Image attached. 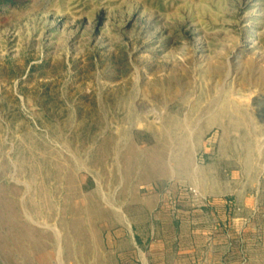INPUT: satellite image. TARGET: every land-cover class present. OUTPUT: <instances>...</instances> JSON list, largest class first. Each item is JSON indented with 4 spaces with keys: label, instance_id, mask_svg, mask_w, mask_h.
<instances>
[{
    "label": "rangeland",
    "instance_id": "obj_1",
    "mask_svg": "<svg viewBox=\"0 0 264 264\" xmlns=\"http://www.w3.org/2000/svg\"><path fill=\"white\" fill-rule=\"evenodd\" d=\"M264 264V0L0 3V264Z\"/></svg>",
    "mask_w": 264,
    "mask_h": 264
},
{
    "label": "trees",
    "instance_id": "obj_2",
    "mask_svg": "<svg viewBox=\"0 0 264 264\" xmlns=\"http://www.w3.org/2000/svg\"><path fill=\"white\" fill-rule=\"evenodd\" d=\"M14 2V0H0V3L1 4H11V3H13Z\"/></svg>",
    "mask_w": 264,
    "mask_h": 264
},
{
    "label": "crops",
    "instance_id": "obj_3",
    "mask_svg": "<svg viewBox=\"0 0 264 264\" xmlns=\"http://www.w3.org/2000/svg\"><path fill=\"white\" fill-rule=\"evenodd\" d=\"M144 264H148V263H145V262H144Z\"/></svg>",
    "mask_w": 264,
    "mask_h": 264
}]
</instances>
